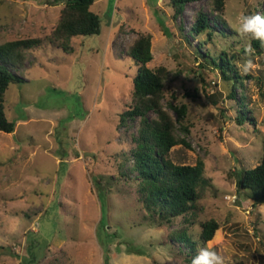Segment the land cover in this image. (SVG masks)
Returning a JSON list of instances; mask_svg holds the SVG:
<instances>
[{
  "label": "rangeland",
  "instance_id": "374dc122",
  "mask_svg": "<svg viewBox=\"0 0 264 264\" xmlns=\"http://www.w3.org/2000/svg\"><path fill=\"white\" fill-rule=\"evenodd\" d=\"M64 5L0 0V44L42 41L11 67L20 83L5 93V114L16 127L0 132V264H23L32 244L40 264H188L179 253L188 248L170 238L183 217L162 226L146 220L129 173L139 119L118 125L137 72L126 52L138 33L151 38L147 67L167 69L164 110L175 118L168 102L187 106L189 133L177 135L189 148L172 147L169 159L204 163L208 186L185 223L196 253L208 247L225 264H264V203L251 204L238 184L243 169L260 162L264 140V53L247 50L253 35L240 27L243 16L264 15V0H225L219 18L211 0L190 2L176 19L170 0H96L90 10L101 19L100 33L72 38L70 53L48 39ZM197 12L209 17L211 38L191 34ZM222 51L250 76L243 96L235 88L247 110L242 125L231 85L208 60ZM209 220L219 228L202 244L201 224Z\"/></svg>",
  "mask_w": 264,
  "mask_h": 264
},
{
  "label": "trees",
  "instance_id": "16d2710c",
  "mask_svg": "<svg viewBox=\"0 0 264 264\" xmlns=\"http://www.w3.org/2000/svg\"><path fill=\"white\" fill-rule=\"evenodd\" d=\"M96 0H65L56 25L49 33L50 43L56 44L64 52H72L71 40L77 36L98 35L101 19L90 10ZM200 0H170L176 19L187 3ZM212 10L222 16L225 0H211ZM264 16V15H263ZM219 21L223 22L222 19ZM209 17L203 12H197L190 27L193 36L207 32L212 34ZM42 44L39 38H25L0 44V132L11 134L16 124L8 120L5 114V93L10 84L20 83L19 77L11 71V67L25 60V51ZM250 44L257 54L264 53V39H251ZM203 45V43H202ZM208 56V53H206ZM126 55L137 65V72L132 78L131 100L124 111L119 114L118 125L127 121L139 119L138 130L131 136L129 158L132 167L129 173H135L134 183L146 213L145 219L158 226L170 224L183 217L181 229L170 233L174 244H183L188 252L179 250L186 256L188 264L197 255V242L188 233L185 223L196 214L198 201L202 197L208 180L204 177V163L198 160L195 165H177L169 159L170 149L182 144L189 148L185 138L177 135V130L189 133L186 125L187 106L175 105L169 101L168 106L176 112V117L164 110L161 101L165 98V81L168 76L165 67L154 70L147 67L152 60L151 38L147 34L138 33L137 38L129 47ZM205 56V55H204ZM210 63L217 68L224 80L231 85L229 96L235 100L238 108L236 120L242 125L247 120V110L243 102L236 103L235 88L241 90L243 96L246 90L244 81L249 75H241L226 51L217 56H208ZM245 99L244 97L242 98ZM245 106V107H244ZM149 113L155 118L149 119ZM254 122V119H252ZM239 188L247 192L249 201L255 205L264 203V140L260 162L254 168L243 169L239 178ZM219 226L215 220L201 224L198 241L202 244L211 242L216 236ZM29 249V258L23 264H40L41 258L37 252Z\"/></svg>",
  "mask_w": 264,
  "mask_h": 264
},
{
  "label": "clouds",
  "instance_id": "9594fccd",
  "mask_svg": "<svg viewBox=\"0 0 264 264\" xmlns=\"http://www.w3.org/2000/svg\"><path fill=\"white\" fill-rule=\"evenodd\" d=\"M240 32L250 33L255 39H264V16L245 15L242 17ZM247 50L253 51L251 44H248ZM251 67V61H248L244 70ZM191 264H225V258L216 250L208 247L201 248L199 253L192 258Z\"/></svg>",
  "mask_w": 264,
  "mask_h": 264
}]
</instances>
